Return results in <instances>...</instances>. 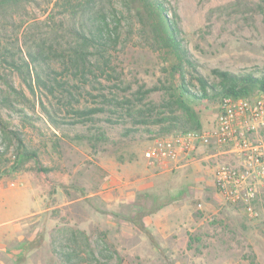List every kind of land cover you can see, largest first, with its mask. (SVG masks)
I'll return each mask as SVG.
<instances>
[{
	"label": "rangeland",
	"instance_id": "374dc122",
	"mask_svg": "<svg viewBox=\"0 0 264 264\" xmlns=\"http://www.w3.org/2000/svg\"><path fill=\"white\" fill-rule=\"evenodd\" d=\"M54 2L32 0L0 18V48L23 51L26 32L45 37L53 27L48 17L64 19ZM114 2L116 13L108 22L117 42L98 61L103 73L93 69L86 79L69 74V85L78 87L70 90L69 106L57 101L59 95L47 99L35 91L34 99L59 123L57 130L37 104L34 111L18 105L16 112L0 106V120L36 150L38 165L47 169L39 172L31 161L7 173L14 145L8 148L0 131V193L25 187L31 192V199L22 196L18 201L0 196V264H66L62 254L71 250L76 264H264V185L257 186L254 201L258 217L249 219L214 184L218 167L244 169L238 164L244 157L232 145L204 147L187 164L147 167L142 154L151 140L175 131L163 133L160 126L120 118L124 112L116 103L126 102L122 107L131 113L143 104L159 103L162 91L150 92L142 101L139 91L165 83L166 63L145 44L138 24L118 0ZM165 2L179 16L180 36L198 75L215 84L210 72L215 68L264 74V0ZM50 67L61 70L62 65L53 61ZM1 77L31 97L17 73L0 60ZM197 88L192 81L191 91L197 93ZM4 91L0 79V94ZM214 103L204 100L198 106L203 129L215 123L219 103ZM94 107L104 112L86 124L76 122L69 110ZM97 133L104 139L81 138ZM250 140L264 143V128ZM144 167L154 174L141 175ZM29 211V216L13 220Z\"/></svg>",
	"mask_w": 264,
	"mask_h": 264
},
{
	"label": "trees",
	"instance_id": "16d2710c",
	"mask_svg": "<svg viewBox=\"0 0 264 264\" xmlns=\"http://www.w3.org/2000/svg\"><path fill=\"white\" fill-rule=\"evenodd\" d=\"M31 1L0 0V18L19 12ZM118 2L122 11L138 24L139 34L145 44L166 63L163 70L167 76L166 84L139 91L140 101L150 92L162 91L164 97L159 103L143 104L142 108H135L133 113L122 107L126 102L116 103L124 112L118 114L120 118L129 117L136 125L160 126L163 133H170L173 130H200L203 129L200 121L201 111L198 109L201 101L207 100L210 105L216 103V100L219 103L222 98L250 99L264 92V74L257 76L251 72L232 73L215 68L210 71L216 80L215 84L198 75L191 55L184 47L180 36L179 16L175 9L166 6L165 0H118ZM115 4L114 0H55L53 5L59 8L58 14L64 19L55 22L54 17H48L53 27L45 33V37L26 32L23 36V51L18 47L16 52L5 47L0 48V60L17 73L31 96L28 97L23 89H15L7 78L1 77L6 91L0 94V106L16 112L18 105L34 111L37 104L48 122L57 130L59 123L48 114L41 100L37 97L34 99L35 91L44 92L47 99L48 97L55 99L59 95L61 97L56 98L57 101L60 104L63 101L64 107L69 106L72 98L70 90L78 88L69 85V74L86 79L87 74L94 75L93 69L103 73V68L97 65L98 61L104 60L107 49L117 42L108 22L116 13ZM17 44L16 38V46ZM91 57H96L94 63H91ZM53 61L61 63V70L50 67ZM192 81L198 86L197 93L190 89ZM69 110L78 117L76 122L84 124L90 122L94 115L104 112L102 107ZM110 113L116 114L117 111L115 109ZM23 117L26 118L28 115L25 114ZM0 124L2 125L0 131L8 142V148L14 145L13 163L7 173L23 168L31 161L34 162L37 171L47 172V169L38 165L36 150L27 148L20 135L8 129L7 123L0 120ZM81 138L89 141L104 139L102 133H97L95 137L82 135ZM63 256L66 264H76L74 250L63 253Z\"/></svg>",
	"mask_w": 264,
	"mask_h": 264
},
{
	"label": "built area",
	"instance_id": "2783aa9c",
	"mask_svg": "<svg viewBox=\"0 0 264 264\" xmlns=\"http://www.w3.org/2000/svg\"><path fill=\"white\" fill-rule=\"evenodd\" d=\"M258 128H264V92L250 99L222 98L213 126L156 136L142 157L147 167L163 168L187 164L204 147L232 145L244 157V169L218 167L214 184L223 199L239 204L249 219H256L257 186L264 185V143L252 144L250 135Z\"/></svg>",
	"mask_w": 264,
	"mask_h": 264
},
{
	"label": "crops",
	"instance_id": "0c3cea01",
	"mask_svg": "<svg viewBox=\"0 0 264 264\" xmlns=\"http://www.w3.org/2000/svg\"><path fill=\"white\" fill-rule=\"evenodd\" d=\"M239 157V156H238ZM238 164H245V160L243 159V158H239L238 159ZM142 169H144L143 170V173L141 174V175H150V174H154V171L153 170H151L150 168H142ZM152 171V172H151ZM149 177H151V176H149ZM7 190V192L8 193H6L5 195H3V193H0V196L2 197V199H4V198H6V197H9V198H13V199H16L17 198V201L18 200H20V198L22 197V196H24V197H29L30 199H31V192H30V188L29 187H25V191H19V192H17V193H14L15 191L13 190V191H10L9 189H6ZM1 192V191H0ZM21 192V193H20ZM1 198H0V200H2ZM32 212H28L27 214H25L24 216H22V217H19V218H15V219H13V220H16V219H21V218H24V217H27V216H29L30 214H31ZM12 220V221H13ZM11 222V221H10Z\"/></svg>",
	"mask_w": 264,
	"mask_h": 264
}]
</instances>
